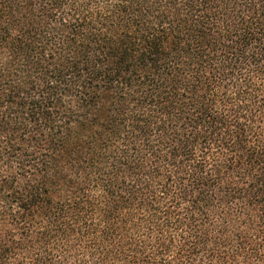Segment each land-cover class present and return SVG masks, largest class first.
I'll use <instances>...</instances> for the list:
<instances>
[{
	"label": "trees",
	"instance_id": "trees-1",
	"mask_svg": "<svg viewBox=\"0 0 264 264\" xmlns=\"http://www.w3.org/2000/svg\"><path fill=\"white\" fill-rule=\"evenodd\" d=\"M0 264H264V0H0Z\"/></svg>",
	"mask_w": 264,
	"mask_h": 264
}]
</instances>
